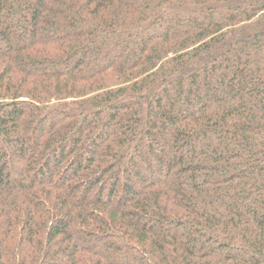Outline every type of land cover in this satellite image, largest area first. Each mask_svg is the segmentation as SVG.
Returning a JSON list of instances; mask_svg holds the SVG:
<instances>
[{
	"label": "trees",
	"instance_id": "1",
	"mask_svg": "<svg viewBox=\"0 0 264 264\" xmlns=\"http://www.w3.org/2000/svg\"><path fill=\"white\" fill-rule=\"evenodd\" d=\"M0 264H264V0H0Z\"/></svg>",
	"mask_w": 264,
	"mask_h": 264
}]
</instances>
